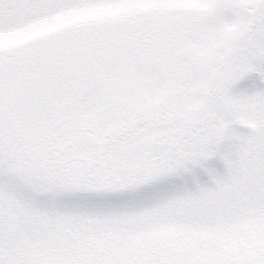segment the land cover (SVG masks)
<instances>
[{
	"label": "snow or ice",
	"instance_id": "obj_1",
	"mask_svg": "<svg viewBox=\"0 0 264 264\" xmlns=\"http://www.w3.org/2000/svg\"><path fill=\"white\" fill-rule=\"evenodd\" d=\"M253 73L264 0H0V264H264Z\"/></svg>",
	"mask_w": 264,
	"mask_h": 264
},
{
	"label": "rangeland",
	"instance_id": "obj_2",
	"mask_svg": "<svg viewBox=\"0 0 264 264\" xmlns=\"http://www.w3.org/2000/svg\"><path fill=\"white\" fill-rule=\"evenodd\" d=\"M260 90H264V81H262L257 74L253 73L242 79L237 85H235L232 91L234 93L246 91L251 94ZM240 131L247 132L248 130L241 128ZM205 169L211 170L215 174L220 175H222L225 170L223 162L218 157H213L207 161H203L202 166L193 167L190 172L170 178L157 185L155 188L147 191L150 193L171 195L185 190L194 191L197 184L210 185L211 177Z\"/></svg>",
	"mask_w": 264,
	"mask_h": 264
}]
</instances>
